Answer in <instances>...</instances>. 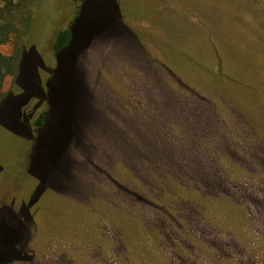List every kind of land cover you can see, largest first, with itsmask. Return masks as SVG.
Segmentation results:
<instances>
[{"label":"rangeland","instance_id":"obj_1","mask_svg":"<svg viewBox=\"0 0 264 264\" xmlns=\"http://www.w3.org/2000/svg\"><path fill=\"white\" fill-rule=\"evenodd\" d=\"M10 1L0 264H264V0Z\"/></svg>","mask_w":264,"mask_h":264},{"label":"trees","instance_id":"obj_2","mask_svg":"<svg viewBox=\"0 0 264 264\" xmlns=\"http://www.w3.org/2000/svg\"><path fill=\"white\" fill-rule=\"evenodd\" d=\"M0 1L3 2V3H0V44H1L5 42L6 40H8L11 35L17 33L18 29L16 27V24L13 22V13H12L13 7L11 6L13 3L10 0H0ZM79 1L83 2L84 0H79ZM30 13H32L31 15L32 17L33 10ZM72 22L73 21H71V23ZM54 36L55 37L53 40L52 49L54 51H58V52L62 51L61 53H64L65 50L69 48L72 38H73L71 28L69 26L65 28H61L60 30L55 32ZM21 55H22V49H20L19 46H16L10 54H4L0 50V103L6 97L3 91L4 80L7 77H12V78L17 79V76L20 73V68L22 65ZM71 86H72V83H70V88ZM46 117H47V112L40 111L37 117L35 118V121H34L35 131L38 134L41 133V131L43 130L45 126L44 121ZM28 128L30 129V137H31L32 129L30 125L28 126ZM34 145H35L34 142L30 143L32 150L34 149ZM44 154L45 153L42 152L40 155V158L42 160L45 159ZM33 166H34V162L32 160L28 171L32 170ZM47 166L48 165H46V167Z\"/></svg>","mask_w":264,"mask_h":264}]
</instances>
